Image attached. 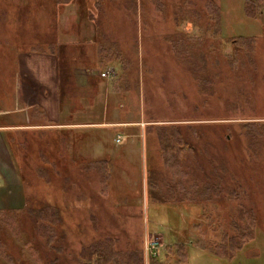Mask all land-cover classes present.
Wrapping results in <instances>:
<instances>
[{
	"label": "rangeland",
	"instance_id": "obj_1",
	"mask_svg": "<svg viewBox=\"0 0 264 264\" xmlns=\"http://www.w3.org/2000/svg\"><path fill=\"white\" fill-rule=\"evenodd\" d=\"M263 22L244 0H0V83L17 54L56 47L68 121L140 124L82 127L70 148L67 132L17 134L24 210L0 214V264H82L107 237L145 264L178 242L188 264H264ZM245 210L254 239L216 255Z\"/></svg>",
	"mask_w": 264,
	"mask_h": 264
},
{
	"label": "crops",
	"instance_id": "obj_2",
	"mask_svg": "<svg viewBox=\"0 0 264 264\" xmlns=\"http://www.w3.org/2000/svg\"><path fill=\"white\" fill-rule=\"evenodd\" d=\"M246 1L244 0V12ZM251 1H253L254 7L258 5L262 9L256 16H250V20H262L264 0ZM253 24L257 27V23ZM261 27L264 28V22ZM250 37H255V34ZM60 59V53L56 47L48 50L21 52L17 54L10 80L3 79L0 83V182H4V187H0V211L20 209L15 207V203L18 202L17 199L15 200V196L20 197L23 194L15 162L18 157L15 150H11L18 145L15 139L17 134L34 131L57 132L59 134L67 132L69 136L67 145L70 148L73 142L72 138L74 137L75 141L77 138L75 131L82 127L108 125L121 128L124 131L129 129L132 124L140 125L137 122L131 124L130 121L121 120H112L108 123L103 120L84 124L76 120L77 115H74L75 120L68 121L66 119V97L63 94L65 78L62 76ZM91 76H87L80 67H76L72 75V83L76 87L86 88L88 93H92ZM75 101L79 106L76 105L77 110H74V113H82L83 96L79 95ZM118 136L122 137L120 142L126 139V136L117 134L115 141ZM63 139L65 141V138ZM10 143L13 144L10 145ZM5 203H9L7 208L4 206Z\"/></svg>",
	"mask_w": 264,
	"mask_h": 264
},
{
	"label": "trees",
	"instance_id": "obj_3",
	"mask_svg": "<svg viewBox=\"0 0 264 264\" xmlns=\"http://www.w3.org/2000/svg\"><path fill=\"white\" fill-rule=\"evenodd\" d=\"M253 1L247 0L245 4V13L250 17L257 15L262 9L260 6L254 7ZM256 37L237 36V39H233L241 45H247L250 41H255ZM179 134L178 132H176ZM179 137V136H178ZM180 138V137H179ZM185 142H183L184 144ZM181 145V141L178 139L177 146ZM187 145V144H185ZM177 147V148H178ZM180 148V147H179ZM156 202H163L161 199H154ZM184 203H193L192 200H182ZM51 209L53 207H50ZM24 209H12L0 211L1 216L3 213L19 212ZM54 210V209H53ZM47 214V212H46ZM243 224H237L236 234L229 235L224 234V242L219 246H214V253L221 257H227L228 259L234 258L239 250H242L248 245L255 237L256 229V218L254 214L245 210L243 213ZM15 215V214H14ZM42 219V210L40 211ZM46 216V215H45ZM44 216V217H45ZM43 221V220H42ZM45 222V219H44ZM43 222V223H44ZM48 223V221H47ZM45 224V223H44ZM116 238L107 237L102 240H98L91 245L83 248L81 252L82 264H145V252L143 249L136 251H121L116 248ZM170 244V243H169ZM156 252V251H154ZM158 254L153 252L148 253L149 264H188V251L184 243L178 242L168 245L167 249L164 250V256L162 260H159ZM40 264H44L43 260L39 258Z\"/></svg>",
	"mask_w": 264,
	"mask_h": 264
},
{
	"label": "built area",
	"instance_id": "obj_4",
	"mask_svg": "<svg viewBox=\"0 0 264 264\" xmlns=\"http://www.w3.org/2000/svg\"><path fill=\"white\" fill-rule=\"evenodd\" d=\"M122 140V137L121 136H118L117 137V139H116V142H120ZM149 249H151V247H148V249H147V256H148V251H149Z\"/></svg>",
	"mask_w": 264,
	"mask_h": 264
}]
</instances>
